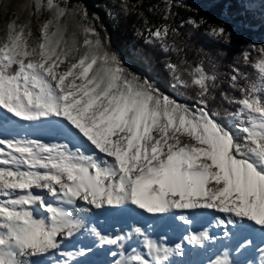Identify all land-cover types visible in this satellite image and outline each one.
I'll use <instances>...</instances> for the list:
<instances>
[{
  "label": "snow or ice",
  "instance_id": "obj_1",
  "mask_svg": "<svg viewBox=\"0 0 264 264\" xmlns=\"http://www.w3.org/2000/svg\"><path fill=\"white\" fill-rule=\"evenodd\" d=\"M163 2L166 21L173 5ZM21 8L28 19L13 14L0 30V264H81L93 247L114 249L108 264H174L185 243L205 253L224 247L203 264H264V246L255 243L264 245V45L248 44L256 58L244 50L237 60L253 79L231 68L227 82L239 97L219 91L234 107L223 124L212 107L219 78L203 60L165 62L172 87L194 92L189 106L130 71L83 4L26 0ZM120 10L132 11L126 0ZM143 24L136 34L145 45L183 51L177 28ZM207 35L219 45L233 39L223 23ZM209 63L215 68L211 56ZM35 127L51 141L31 138ZM92 213L174 221L186 234L174 246L164 232L152 238L151 224L105 235L86 218ZM204 213L211 223L194 230ZM81 240L92 244L78 247ZM133 240L139 247L128 250Z\"/></svg>",
  "mask_w": 264,
  "mask_h": 264
},
{
  "label": "trees",
  "instance_id": "obj_2",
  "mask_svg": "<svg viewBox=\"0 0 264 264\" xmlns=\"http://www.w3.org/2000/svg\"><path fill=\"white\" fill-rule=\"evenodd\" d=\"M127 1L132 11L128 15L120 12L115 15V19L109 15L106 6L94 5L90 1L86 3L88 14H95L99 18L96 22L97 30L101 32V35L107 33L110 36V49L118 53L124 64L135 73L147 76L166 94L190 104L194 103V92L172 87L173 81L167 74L165 62L179 63L184 60L187 64L195 66L203 60L204 67L209 71H215L218 75L220 88L217 90V100L212 107L220 111V122L227 124L228 117L224 110L233 111L234 107L220 102L219 91L224 90L229 95L239 97V92L230 89L227 82L232 74V67L239 68L250 79L255 77L250 65H244L242 61L237 63V60L244 50L250 52L253 60L256 58L257 53L252 52L248 44H255L257 47L264 45V6L256 10L248 9L246 5H240L231 0H171L173 7L165 21L162 11L163 0ZM245 7L247 13L244 11ZM145 18L150 26L167 23L177 28L180 35L173 39L175 45L183 51L165 54L145 45L143 39L136 34L138 30L143 31ZM187 19L197 22L203 19L207 23L198 29L186 24L181 28L180 25ZM220 23H223L232 34L233 39L228 45L216 44L207 35L209 25ZM221 52L224 54L221 55ZM206 53L208 55H205ZM209 56L215 61V68L209 63Z\"/></svg>",
  "mask_w": 264,
  "mask_h": 264
},
{
  "label": "rangeland",
  "instance_id": "obj_3",
  "mask_svg": "<svg viewBox=\"0 0 264 264\" xmlns=\"http://www.w3.org/2000/svg\"><path fill=\"white\" fill-rule=\"evenodd\" d=\"M87 1H90L91 3H93L94 5H101V6H106V9L109 13H112L114 16L118 13L121 12L120 10V4L122 2V0H73L72 2H79L81 4H83L84 6H86ZM26 2V0H0V30L3 29V27L6 25V23L11 19L14 18L13 14H15L16 16H19V22H24L28 19V14L27 12L23 11L21 8V5L24 4ZM127 4L128 1L126 0ZM248 9H259L261 7L264 6V4L261 3V0H251V2L249 4L246 5ZM93 15H89V17L91 18ZM95 21V25H96ZM35 31V29H34ZM125 66L127 68H129L130 71L134 72L128 65L125 64ZM135 73V72H134ZM137 74V73H136ZM140 75V74H138ZM142 76V75H141ZM143 77V76H142ZM175 99H177L180 102V99L173 97ZM185 103V102H183ZM189 104V106H191L192 104ZM33 136L31 138H39L44 140L45 142H50L51 141V136L48 135V132L46 131V129H42L41 127H35L34 128V133L32 134ZM108 218V217H106ZM110 224H106L104 225V228L101 230L102 233L104 234L105 229L106 232L108 231L107 228H109V234L110 235H115L117 230H115L114 227H112V223L115 222V216L114 214H112V216H110ZM121 221L123 222V231H128L130 229V226L132 224L131 219H128L126 217H122ZM212 220H210L207 216L204 219L201 220H195V224H194V230H202L204 227H208L209 224L211 223ZM164 232L167 234L168 238H169V243L170 246H174L175 243H178L180 241L181 236L183 235V233L181 231L176 232L173 231L169 228H159L156 229L154 231L151 232V236L152 238L156 239L159 237V235ZM222 236V232H217L215 233L214 237H220ZM133 245V246H132ZM256 245L258 246H263L260 245V241H256ZM131 247H139L137 242H132V244H130V247L128 248V250H130ZM210 251H224V247L220 246L219 244L216 245H211V248L209 249ZM230 250V249H229ZM203 257L204 255H202L201 253H198V255L196 256V264H203ZM252 258V257H250Z\"/></svg>",
  "mask_w": 264,
  "mask_h": 264
},
{
  "label": "bare ground",
  "instance_id": "obj_4",
  "mask_svg": "<svg viewBox=\"0 0 264 264\" xmlns=\"http://www.w3.org/2000/svg\"><path fill=\"white\" fill-rule=\"evenodd\" d=\"M42 129H44V128H42ZM33 133H34V128L29 130V135L31 137L33 136L32 135ZM110 216H112V214H104V213L86 214V218L90 219V221L92 223L96 224V226L100 229V231L104 228L105 223L110 224V220H111ZM114 216H115V222L112 223L111 226L114 227L115 230H117V231L118 230L123 231V222L121 221V218L126 217L128 219H131V221H132L131 226L135 225V226L146 228L147 225L151 224L153 226V231L156 229H159V228L164 229L166 227V228H169V229L176 231V232L181 231L183 233V235L186 234L185 229L178 226L174 221H159V220L152 219L146 215L141 216L139 214L123 213V214H114ZM206 216L210 220L213 219V217L210 214L204 213V214H199L195 218V220L204 219ZM106 217H108V218H106ZM131 226H130V228H131ZM107 230L108 231L106 232V229H105L104 234L110 235L109 234L110 229L107 228ZM209 231L213 236H215V233L219 232L220 230H217L214 228H209ZM182 236H181L179 242L182 241ZM256 241H259V239H257ZM256 241H255V243H256ZM132 242H136V241L133 240L130 242V244H132ZM76 243H77L78 247H83L85 244H92V241L81 240V241L76 242ZM183 248L185 251V255L183 257H173L174 264H196L195 261H196V256L198 255V253H201L202 255H204L203 261H206L207 257L211 256L212 253L214 252V251L208 250L207 253H205L203 250L193 249L191 246L187 245L186 243L183 244ZM210 248H211V245H209V249ZM66 250H74V249L72 248L71 245H68ZM112 250H114V249H108V248L96 249L95 247H93L92 253H89V255L86 258H83V257L80 258L81 264H108V261L113 259L110 255H108V253ZM219 252H222V251H219ZM213 258H214V256H213ZM252 258H255V257H252Z\"/></svg>",
  "mask_w": 264,
  "mask_h": 264
}]
</instances>
